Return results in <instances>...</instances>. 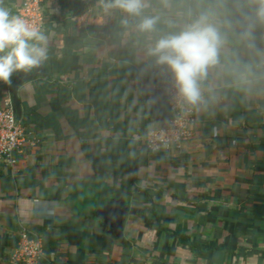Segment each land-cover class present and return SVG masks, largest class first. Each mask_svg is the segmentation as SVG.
Listing matches in <instances>:
<instances>
[{
    "label": "crops",
    "instance_id": "obj_1",
    "mask_svg": "<svg viewBox=\"0 0 264 264\" xmlns=\"http://www.w3.org/2000/svg\"><path fill=\"white\" fill-rule=\"evenodd\" d=\"M23 1L3 3L18 15ZM43 5L45 76L17 90L20 117L38 141L17 154L15 166L0 163V264H10L22 226L58 253L48 264H110L126 249L145 264H264L257 255L220 250L208 257L202 247L195 253L179 244L159 255L164 234L146 225L141 209L151 202L139 200L141 189L159 194L160 219L171 217L168 227L189 231L190 239H226L230 221L258 205L264 228L258 0H144L139 16L105 11L100 0ZM146 17L157 20L153 31L138 28ZM201 17L217 29L220 44L216 62L197 80L204 96L196 103L194 134L168 155L151 153L142 138L168 115L163 86L173 74L148 49ZM11 84L0 82V104ZM128 191L119 238L110 221ZM254 233L240 242L264 247V232Z\"/></svg>",
    "mask_w": 264,
    "mask_h": 264
},
{
    "label": "clouds",
    "instance_id": "obj_2",
    "mask_svg": "<svg viewBox=\"0 0 264 264\" xmlns=\"http://www.w3.org/2000/svg\"><path fill=\"white\" fill-rule=\"evenodd\" d=\"M105 11L119 9L139 16L144 0H100ZM258 16L264 19V0H258ZM157 20L146 17L138 25L141 31H153ZM220 35L201 17L183 30L158 39L148 49L156 63L165 66L174 76L179 92L190 102L199 99L197 85L210 64L217 59ZM48 59L47 38L19 15L11 13L0 0V82L10 85L17 73H31Z\"/></svg>",
    "mask_w": 264,
    "mask_h": 264
},
{
    "label": "built area",
    "instance_id": "obj_3",
    "mask_svg": "<svg viewBox=\"0 0 264 264\" xmlns=\"http://www.w3.org/2000/svg\"><path fill=\"white\" fill-rule=\"evenodd\" d=\"M44 0H24L18 15L40 31L45 26ZM258 63L264 69V47ZM199 99L204 89L198 87ZM163 91L166 101L167 117L161 125L147 128L142 143L151 153L170 154L179 150L193 134L197 124L196 103L188 101L178 90L174 76L166 80ZM32 133L16 117L12 98L5 95L0 104V163L13 167L17 154L25 151L26 145L36 143ZM45 256L42 238L28 226L18 231L17 242L9 255L10 264H39Z\"/></svg>",
    "mask_w": 264,
    "mask_h": 264
},
{
    "label": "trees",
    "instance_id": "obj_4",
    "mask_svg": "<svg viewBox=\"0 0 264 264\" xmlns=\"http://www.w3.org/2000/svg\"><path fill=\"white\" fill-rule=\"evenodd\" d=\"M16 117L21 121L22 125L28 128L29 122L27 121L26 117ZM140 202H146L150 204L146 205L141 209V216L146 223V225L150 228H153L157 234L158 237L163 233L164 238L162 242L161 249L159 251V255H166V254H172L174 251V246L176 244L179 245H188V249H193L195 253L198 252L199 248L202 247V250L208 257L212 255L214 251H224L225 253H231L232 255H238V256H249V255H257L260 260L264 261V247H260L257 244H250V245H244L240 242L241 239H243L246 235H254L255 231L258 232H264V228L261 227V221H260V212L259 209L261 205H258L256 208L253 207L252 215L246 214L243 212H239L236 219H233L229 223V230L228 235L226 236V239L223 238L221 241H201L196 238L190 239V232L184 231V232H177L173 231L168 227V224L172 221L171 217H165L164 219H160V215L155 208V204L157 200L161 198L159 194L156 192L151 191V189H141L140 190ZM155 201L153 202V200ZM224 214V213H222ZM258 216V217H257ZM207 218L209 219H215V216L211 215L210 213H207ZM249 220L250 222H245V220ZM244 220V221H243ZM224 221L227 223V219L225 218ZM225 223V224H226ZM169 238L172 239V243H167V240ZM43 242V248L45 251V256L39 264H48L53 263L55 259L50 260V256L52 253H54L55 257L58 253H55L53 249L51 250L48 248L42 238ZM188 242V243H187ZM129 245V244H128ZM127 243L124 244V248H127ZM158 245V241L154 244V247ZM112 248V245L110 243V249ZM131 253L129 249L124 250L123 253L120 255V259L114 260L113 263L110 264H145L140 262L138 259L130 257ZM130 261V262H129ZM66 264H73V263H66ZM83 264V263H81ZM152 264H162L161 262L155 261Z\"/></svg>",
    "mask_w": 264,
    "mask_h": 264
},
{
    "label": "water",
    "instance_id": "obj_5",
    "mask_svg": "<svg viewBox=\"0 0 264 264\" xmlns=\"http://www.w3.org/2000/svg\"><path fill=\"white\" fill-rule=\"evenodd\" d=\"M38 76H45V72L44 69L42 67V65L38 68V69H34L31 73H17L12 80V84L11 87L9 89L11 98H12V102H13V106H14V111L15 114L17 116L21 115V107H20V103L17 97V90L18 88L38 77ZM129 194L130 192H126L124 194V198L123 200L117 202V204L122 207L120 210L117 211V213L115 215L112 216V220L110 222L112 225V230L111 232L114 233L117 237L122 238V223L124 221V217L126 216L127 213V208H128V202H129ZM109 211V210H107Z\"/></svg>",
    "mask_w": 264,
    "mask_h": 264
}]
</instances>
